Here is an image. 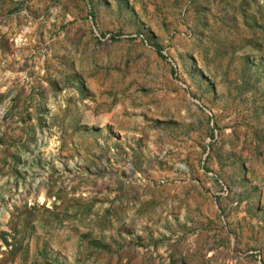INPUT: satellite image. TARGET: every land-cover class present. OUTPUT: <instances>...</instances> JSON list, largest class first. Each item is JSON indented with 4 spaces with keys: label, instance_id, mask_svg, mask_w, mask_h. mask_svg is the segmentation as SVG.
Masks as SVG:
<instances>
[{
    "label": "rangeland",
    "instance_id": "1",
    "mask_svg": "<svg viewBox=\"0 0 264 264\" xmlns=\"http://www.w3.org/2000/svg\"><path fill=\"white\" fill-rule=\"evenodd\" d=\"M0 264H264V0H0Z\"/></svg>",
    "mask_w": 264,
    "mask_h": 264
}]
</instances>
